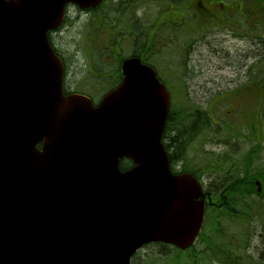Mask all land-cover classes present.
<instances>
[{"label": "water", "instance_id": "1", "mask_svg": "<svg viewBox=\"0 0 264 264\" xmlns=\"http://www.w3.org/2000/svg\"><path fill=\"white\" fill-rule=\"evenodd\" d=\"M101 1L0 0V264H130L150 243L185 250L200 230L205 195L170 171L155 72L124 59L96 106L63 93L48 32L66 4Z\"/></svg>", "mask_w": 264, "mask_h": 264}, {"label": "flooded vegetation", "instance_id": "2", "mask_svg": "<svg viewBox=\"0 0 264 264\" xmlns=\"http://www.w3.org/2000/svg\"><path fill=\"white\" fill-rule=\"evenodd\" d=\"M196 2L197 7L195 5V0H102L98 5L86 9L67 4L64 9L62 23L56 30L49 33L50 45L59 57L63 67V93L65 95H84L96 105L100 102L104 94L113 90L121 83L123 77L121 62L124 58H138L143 65H147L153 69L156 78L164 85L168 93L183 90L188 93L190 90L195 92L211 91V88L195 84V88H192V84H188L186 87L185 85L184 87L179 86V76L175 67H173V62H175V66H185V71L188 70L194 73V70H192L193 66L187 65V63L193 59L192 47L186 50L187 62H181L182 54L179 47L181 50L183 49L180 45L176 47L180 42L178 41L180 39L178 38L179 35L182 34V32L187 35L192 32L191 23L193 22L195 8L202 14L207 15V17L216 18L217 21L220 22V26L224 29L237 25V28H240L242 20L246 23H250L249 16H252L255 8H259L255 5V0H196ZM104 12L106 13L102 16L101 13ZM184 13H186V15H184ZM83 15L88 17V22L86 24L88 27H85L84 31L85 34L87 33V43L89 36L97 33H90L91 26L94 24L95 27L97 26L98 31H100V26L106 29L107 45L98 46L88 43L85 48L82 47L86 60L83 65V72L78 75L76 79L77 76L75 73L69 74L66 71L63 55L56 47V38L61 36L63 32L66 33L67 30L69 31L73 28L75 26L74 24H76ZM223 32L226 38L219 43L220 47L213 48L218 57H220L219 55L227 53L224 46L227 45L226 40L230 39L229 35H231V38L234 40H242L239 33L230 31ZM248 43H252V41L249 39ZM123 46L125 47V57H121V51L124 49ZM101 53H104V56L108 55V60H104ZM173 53L181 57L180 62L179 59L177 60L175 56H172ZM250 57H253L252 53ZM247 59L241 61L244 66L247 65ZM240 60L239 58H234V62L228 66H232L234 70H238L241 68ZM106 61H108L109 65L116 64L115 67L107 70L104 66ZM251 63H248V67ZM76 67L77 65L74 67L75 70ZM185 71L183 76L186 75ZM172 80L175 81L173 87ZM79 86L81 88L86 87L89 91L94 93L104 92V94L95 102V99L87 94L88 91L80 89ZM178 86L181 88L180 90H177ZM244 86L245 85H228L225 87L219 84L212 87V92H233ZM248 90H253V86H250ZM210 144L220 145L219 142L215 144L212 142ZM172 169L178 171L180 170V166L172 165ZM204 174L207 173L202 167V175ZM197 179L201 182L202 192L205 195V216L208 207H216L217 202H219V204H224L227 198L225 196H218L217 199L213 198L210 185L208 184L206 186L201 179ZM229 221H231V219ZM204 224L205 222L203 221L200 233L203 230Z\"/></svg>", "mask_w": 264, "mask_h": 264}, {"label": "rangeland", "instance_id": "3", "mask_svg": "<svg viewBox=\"0 0 264 264\" xmlns=\"http://www.w3.org/2000/svg\"><path fill=\"white\" fill-rule=\"evenodd\" d=\"M195 5L197 7L196 0ZM253 12L254 13L252 14V16H249L250 23H246L244 22V20H242L240 28H237V25L235 27L231 26L227 27L228 29H224L220 26V22H218L216 18L207 17V15L202 14L195 8V11L193 13V22L191 23L192 32L188 35L182 32V34H180L178 37L180 38L178 40L180 42L176 46L178 47L180 44L184 43L188 48L192 47L191 50H193V59H191V61H189L187 65L193 66L192 70H194V73H191V71L188 70H183V66H175V62H173V67H175L178 76L184 74L185 71L186 75L184 77L189 82V85H193H191L192 88H195V85L211 88V91L209 92H195L190 90L189 94L187 95L192 100H194L199 107L206 106V109L208 108V112L211 114L214 122H222L223 120H227L226 122H229V126L233 125L234 115L238 113V110L241 109V107H245L242 101H249V105L251 106L245 108L242 123L245 125H248V123L250 122L255 123L256 129L258 127L259 129L263 127L262 131H264V117L262 116V125H259L260 121L256 118V113L259 108V106L255 105L258 94L256 92L257 90H253L255 92L251 94H246L242 98V101H234V97L232 95H226V93L224 92H220L218 94L216 92H212V87H214L215 85L220 84L225 87L228 85H249L252 81V78H248V71L245 72L244 70L248 63L256 62V59H254L253 57L251 58L250 54L254 53L257 59L261 58L264 55L263 16L261 13H259V9L255 8ZM105 13L106 12L101 13L102 16ZM184 15H186V13H184ZM87 22L88 17L83 15L78 20V22L74 24L75 26L73 28H71L69 31L67 30L66 33L63 32L61 36L56 38V47L61 51V54L63 55L62 57L66 65V71L69 74L75 73L77 76L76 79L78 78V75L83 72V65L85 64L86 60L82 47L85 48L88 43L98 46L107 45L106 29L100 26V31H98L97 26L95 27L94 24H92L91 26L90 33H97L94 35L91 34V36H89L88 38L87 43V33H84L85 27H88L86 25ZM223 31L239 33L242 40H234L231 38V35H229L230 39L226 40L227 45L224 46L227 53L223 54L224 56L219 55L221 57L220 58L215 54L213 48L220 47L219 43L224 38H226V35ZM249 39L256 44L251 45L250 43H248ZM123 48L124 49L121 51V57H125V47L123 46ZM101 54L104 60H108V55L104 56V53ZM172 56H175L176 59H179L180 62L181 57L179 55L173 53ZM234 58L241 59L239 61L241 68H239L238 70L235 69L236 71L232 66H228L229 64L234 62ZM244 59H247L246 66L243 65V62H241ZM75 65H77L76 70L74 69ZM115 65L116 64L109 65L108 61H106V64L104 66L107 70H109L114 68ZM254 70L255 69H252L251 73L254 72ZM172 82L173 87L175 81L172 80ZM79 88L84 91H88L87 94L93 97L95 99V102H97L98 98L104 94V92H91L86 87L81 88L79 86ZM177 94L178 91L172 92L173 99H177ZM221 128L223 130V127ZM216 135L218 138H222V135L220 133ZM212 136L214 137V135ZM200 137L201 140L199 141V143L201 145H199V147H193L191 148V150L188 147L187 149V164L194 161H199L198 155L204 158V151L230 154L231 152H235L237 150L236 147L242 148L239 143H233V141L231 140L228 142L224 141V144L222 143L217 146L211 145L210 141L205 142V137H203V135ZM196 153H198V155H195ZM260 158H264V151L261 152ZM182 161L183 160H180V162H177L176 164L182 165ZM197 175L206 186L213 180V178L208 174L202 175V173H198ZM251 188L252 191L256 193H253V195L251 196L252 199H255L256 195L264 194V170L259 171L254 175L253 181L251 182ZM237 219L238 220H236L235 218H231V221H226L223 224L222 229L220 230L221 232L219 233V236L215 239H212L213 236L210 235V232H205V235L203 234L204 237L200 238L197 241L194 249L189 253L190 256L192 255V253L196 254L193 264H224L222 260L227 259V256L230 257L231 253L229 251L232 252L234 257L228 260L233 261L234 264H254V262H257L258 258L261 256L259 247L262 245L260 238L263 235L262 230L264 217L263 219L258 220L253 215L250 219L247 220H240L239 218ZM232 241L235 242L234 246ZM185 256L186 255L183 256L184 259L187 257Z\"/></svg>", "mask_w": 264, "mask_h": 264}, {"label": "trees", "instance_id": "4", "mask_svg": "<svg viewBox=\"0 0 264 264\" xmlns=\"http://www.w3.org/2000/svg\"><path fill=\"white\" fill-rule=\"evenodd\" d=\"M255 5L259 8L264 22V0H255ZM250 44L255 45L256 43L252 42ZM180 46L183 49L181 50L179 47L182 54L181 62L186 63V50L188 47L184 43ZM253 58L256 59V62L251 63L249 67L247 65L244 69L245 72L248 71V78H252L250 84H244L243 88L233 92H226V95H232L234 101H242L246 94H251L255 92L253 90H257L255 105L259 108L256 118L260 121L259 125H262V116L264 117V55L257 59L253 53ZM185 68L184 66L183 70ZM252 69L255 70L251 73ZM178 82L181 87H184V85L186 87L189 84L183 74L178 77ZM179 86L177 90L181 89ZM250 86H253L251 91L248 90ZM169 94L171 103L162 142L170 161L171 170H173L172 165L183 160L180 168L181 173H189L199 178L197 174L202 173L203 167V170L213 178L209 183L212 197L217 199L218 196H225L227 198L224 204L217 202L216 207L207 208L204 219L205 224L198 240L204 237L205 232H210V235L213 236L212 239L217 238L223 224L231 218L247 220L254 215L258 220L263 219L264 195H256V198L252 199L251 196L256 193L252 191L251 182L257 172L264 170V158H260L261 152L264 151V131H262L263 127L256 129L255 123L250 122L248 125L242 123L245 108L251 106L249 101H242L245 107L238 110V113L234 115L233 125L229 126L227 120L214 122L208 108L206 109V106L199 107L194 100L188 97V92L178 91L176 100L173 99L172 92ZM221 127H223V130ZM218 133L222 135V138L217 137L216 134ZM202 135L205 137V142L224 144V141L231 140L233 143H239L242 148L236 147L237 150L230 154L204 151V158L196 153L195 155L199 156V161L187 164L186 153L188 147L190 150L193 147H199L201 145L199 143L200 136ZM130 166V161L126 159L120 163L122 170L128 169ZM262 233L263 235L260 238L262 245L259 248L263 256H260L254 264H264V223ZM232 243L234 246L235 242L232 241ZM194 247L195 245L182 251L161 243L147 244L131 257L130 264H193L196 254L192 253L190 256L189 253ZM229 252L231 253L230 257L227 256V259L222 260L224 264H234L233 261L228 260L234 257L232 252ZM184 255L187 256H185V259L183 258Z\"/></svg>", "mask_w": 264, "mask_h": 264}, {"label": "bare ground", "instance_id": "5", "mask_svg": "<svg viewBox=\"0 0 264 264\" xmlns=\"http://www.w3.org/2000/svg\"><path fill=\"white\" fill-rule=\"evenodd\" d=\"M261 248V247H260ZM261 256H263L262 254H261Z\"/></svg>", "mask_w": 264, "mask_h": 264}]
</instances>
